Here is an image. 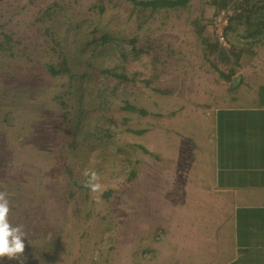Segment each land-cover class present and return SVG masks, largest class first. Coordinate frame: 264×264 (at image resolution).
<instances>
[{
	"label": "rangeland",
	"instance_id": "obj_1",
	"mask_svg": "<svg viewBox=\"0 0 264 264\" xmlns=\"http://www.w3.org/2000/svg\"><path fill=\"white\" fill-rule=\"evenodd\" d=\"M139 1L0 0V191L25 264H193L194 164H212L264 0Z\"/></svg>",
	"mask_w": 264,
	"mask_h": 264
},
{
	"label": "crops",
	"instance_id": "obj_2",
	"mask_svg": "<svg viewBox=\"0 0 264 264\" xmlns=\"http://www.w3.org/2000/svg\"><path fill=\"white\" fill-rule=\"evenodd\" d=\"M241 26L239 33H245L248 25ZM259 38L250 63L237 67L235 95L214 112L212 164L205 162L204 170L194 164L195 191L191 184L189 191L195 197L186 205L189 217L203 225L191 229L188 243H178L193 264H264V38L263 43Z\"/></svg>",
	"mask_w": 264,
	"mask_h": 264
},
{
	"label": "clouds",
	"instance_id": "obj_3",
	"mask_svg": "<svg viewBox=\"0 0 264 264\" xmlns=\"http://www.w3.org/2000/svg\"><path fill=\"white\" fill-rule=\"evenodd\" d=\"M85 181L83 186L95 193L101 190V176L95 170L85 169L82 172ZM11 212L9 193L0 191V259L7 257L25 264V239L28 233L23 224L13 225L9 216ZM30 242V241H29Z\"/></svg>",
	"mask_w": 264,
	"mask_h": 264
},
{
	"label": "trees",
	"instance_id": "obj_4",
	"mask_svg": "<svg viewBox=\"0 0 264 264\" xmlns=\"http://www.w3.org/2000/svg\"><path fill=\"white\" fill-rule=\"evenodd\" d=\"M184 1H186V0H184ZM137 2V1H136ZM166 2V0H151V1H139V4H141V5H144V6H147V5H149V6H159L161 3L163 4V3H165ZM181 2V0H175V1H171L170 3L169 2H167V3H169L170 4V6L171 5H178V3H180ZM255 21L258 23V25H257V23H256V25H257V28H254L253 27V25L251 26V30L249 31V33L251 32V34H250V36H252V35H255V34H257V32H259L258 30H260V28H261V24L262 25H264L263 24V22H264V17H262L261 15L259 16V17H257L256 19H255ZM249 25V24H248ZM256 25H255V27H256ZM248 33V34H249ZM249 36V35H248ZM245 37H246V35H245ZM54 68V67H53ZM53 71H56V70H53ZM102 72H104V73H111V74H113L115 77L117 76V77H119V78H123V79H120L121 81H124V80H126L128 77L126 76V75H120V74H118L117 72H111L109 69H104V70H102ZM126 77V78H125ZM125 78V79H124ZM120 85V83L118 82L115 86H116V88H118V86Z\"/></svg>",
	"mask_w": 264,
	"mask_h": 264
},
{
	"label": "built area",
	"instance_id": "obj_5",
	"mask_svg": "<svg viewBox=\"0 0 264 264\" xmlns=\"http://www.w3.org/2000/svg\"><path fill=\"white\" fill-rule=\"evenodd\" d=\"M221 15H222V16H225V13L223 12V13H221ZM220 39H221L222 41H224V35H223L222 33L220 34Z\"/></svg>",
	"mask_w": 264,
	"mask_h": 264
}]
</instances>
